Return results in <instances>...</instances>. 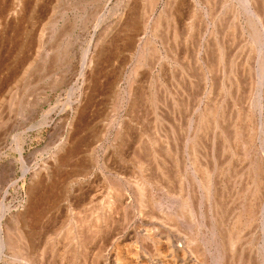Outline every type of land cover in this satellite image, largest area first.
I'll use <instances>...</instances> for the list:
<instances>
[{
    "label": "bare ground",
    "instance_id": "obj_1",
    "mask_svg": "<svg viewBox=\"0 0 264 264\" xmlns=\"http://www.w3.org/2000/svg\"><path fill=\"white\" fill-rule=\"evenodd\" d=\"M65 1L0 0V31L27 14V24L22 29L26 41L21 50L27 65L25 69L22 67L23 74L18 78L24 84L31 71L39 73L47 69L41 68V58L47 63L51 57L45 50L44 31L56 27L52 26ZM91 1L71 3L82 11V30L89 23ZM160 1L161 9L156 13ZM120 4L123 11L98 36H93L82 55L77 72L81 84L70 89L78 91L76 99L58 102L45 112L44 117H48L61 106L60 112L70 110L68 131L49 159L31 168L25 153L27 136H13L11 147L16 155L7 163L13 169L12 174L19 169L21 175L6 182L0 197V264H264V0H122ZM215 4L220 6L216 15ZM44 17L47 20L43 21ZM123 22L129 35L124 34L121 43H114V54L127 48L129 55L135 47L136 41L131 43L134 38L148 31L150 36L137 44V58L126 77V89L120 82L123 60L108 63L104 81L97 82L98 90L103 92L101 101L105 104L106 100V105L110 102L113 109L125 97L124 107L129 114L126 112L127 121L123 117L125 120L120 119L114 126L117 128L112 151L105 149L98 170L102 176L98 178L93 171L98 165L93 152L102 130L95 132L93 143L86 144L89 161L84 160L82 149L69 150L67 144L85 96L84 86L87 81L95 82L94 74L102 72L99 67L110 61L106 45ZM182 22L184 27L187 25L184 33V29L180 31ZM163 28L171 40L166 33L168 40H165ZM238 37L239 54L243 55L241 73L233 72L234 66L232 70ZM64 50L63 59L70 54L68 48ZM71 75L65 74L57 84L69 83ZM164 75L168 76L167 84L162 79ZM218 81L223 98L217 96ZM162 89L167 98L158 102L156 94ZM242 95L246 96L245 108L237 102ZM146 105L152 107L155 115L159 141L145 138L140 130L138 133L134 129L137 139L131 133L133 112ZM101 116L105 124L108 113ZM47 120L37 127L46 126ZM228 122L234 130L232 148L240 149L238 152L234 149L232 155L238 156V165L245 167L247 178L245 188H241L245 176H235L234 182L237 186L239 183L236 190L234 187L229 190V182L221 178L223 172L220 176L213 168L216 166H209L210 157L204 144L205 140L210 142L211 160L218 139L223 141L222 150L228 151L231 148L225 129ZM91 125L89 122L87 128ZM4 142L0 141V146ZM126 143L132 145L129 148L134 145L133 148L139 149L146 144L148 159L160 178L148 174L151 170L148 160L149 168L138 164L141 176L136 180L110 171L111 161L128 162L124 153ZM76 168L78 171H73ZM217 172H221L220 168ZM28 174L27 197L12 207L5 200L20 180L25 183Z\"/></svg>",
    "mask_w": 264,
    "mask_h": 264
},
{
    "label": "rangeland",
    "instance_id": "obj_2",
    "mask_svg": "<svg viewBox=\"0 0 264 264\" xmlns=\"http://www.w3.org/2000/svg\"><path fill=\"white\" fill-rule=\"evenodd\" d=\"M68 1H70V2H68ZM121 1L122 0H92L91 6H90L89 23H88L87 29H85V30H82V28H81V21H80V14L82 13L81 9L78 6L71 4L72 0H66L65 3H62V6L60 8L61 11L58 14L59 16L57 15L56 20H55L56 23H54L52 26V27H54V26H56V27H54L53 29L51 27L46 28L44 31V36H43V42L45 43V50H46V52H49V56H51L53 59L51 57H49L50 62L48 61L47 63H45L44 60L41 58V60L43 61L41 63V68H47V69H42L39 71V73L31 71L29 74L30 76L25 81V84H24V81L22 82V81L18 80V78L22 76L21 74H23L24 70L22 67H24V69H25V67L27 65L23 60V51H21L23 48L22 45H24V43L26 41V36H25V33L23 32L22 29L24 28L25 24H27L26 23L27 22L26 21L27 14L25 16H23L19 20V22H13L12 21L11 22L12 24L10 23V25L5 30L0 31V141H5L0 146V197L3 194V188H4V185L6 184V182L8 183L10 181V179L19 178L21 175V172L19 169H17V172L15 174H12L13 169L7 163V160H9V158L16 155V152L11 147L14 135L25 134V136H27L26 142H25V148H26L25 153L28 155V163L27 164L31 168H33L34 165L36 166L37 163L40 164L41 162H44L45 160L49 159V156L56 149V146L58 147V145L61 143V141L65 138L64 136L66 135V133L68 131L67 122L69 121L70 110L60 112V109L62 107L61 106L60 108H57L56 110L49 113L48 117H46V116L44 117L45 112L47 111V109H49L50 106H52L58 102L64 103V101L66 102L67 99H71V100L76 99V97L78 96V91H76V90L72 91L70 89H71V86L75 87L78 84H81V79L77 78L78 77L77 72L80 69V63H81L82 55H83L84 51L89 47L90 41L93 38V36H96V35L98 36V33L100 34V32H102V30L105 28V26L108 25L109 23L113 22V20L116 19L117 16H119L120 12L123 11V6H122V4H120ZM161 5H162V1H160L159 4L157 5L156 13H158L160 11ZM214 6L215 7L213 9H215V10H213V13H214V15H216L219 12L220 6H218L216 4ZM63 9H65V10H63ZM62 11L65 13H62ZM64 17L67 20H65ZM47 18L48 17H46V18L44 17L43 21L47 20ZM187 18L188 17H186V19ZM186 19H185V21H186ZM188 19H187V21H189ZM71 21L75 22V23H72ZM124 22L118 28V29H120L119 32H121V33H119L118 30L116 29L114 31L115 33H113L111 36V38L113 37L111 39L112 41L109 40L110 43L108 42L106 45V50L110 53L109 54L107 52L110 56V61H106V63H103L101 65L104 68H102L101 66L99 67V70L103 69V71L98 73V74L97 73L94 74V77H96L95 82L90 83V81H87L85 86H84L85 89H84L83 95H85V96H83V98H82L83 102L81 104H79V106L81 108L78 111L77 118L75 119L76 124L74 126V129L72 131H70L71 134L69 133V139L72 141L68 140L67 149L70 150L71 147L77 148L78 151H80L82 149L83 152H81V154L84 156V160L89 161L90 152H88V150L85 151L86 147H87L86 144L93 143L94 137H95V132H99L100 130H102L103 135H101V136H99V138H97V140L98 139L99 140H98V142L97 141L95 142V144H96V150L95 151L96 152L95 151L93 152L94 157L96 156L93 160L95 161V159H98V165L102 164L101 162H103L102 159L104 156L105 149H107L106 152L109 151V153L112 151L111 145L114 144V141H113L114 136L113 135L116 133L115 131L117 128V127L115 128L114 126H117L118 121L120 119H124V118L126 119L127 115L129 116V114H128L127 109L124 107L125 101H126V100H124L125 99L124 95H123V97H124L123 101L124 102L123 101L118 102L119 104H117L113 108L115 110V111H113V109H110L111 108L110 102L107 105H106V100H105V104H104V102H102L103 101L102 100L103 92L101 90H98L97 86L99 87V84L102 81H104V79H105V75L103 76V74L105 73V71L108 70V68H106L108 63L112 64V62L116 63L118 60H123L124 65H123V70L121 72L122 76H121L120 82H121L122 87H124L126 89V86H127V83H126L127 78L126 77L130 73V71L132 70L133 65L135 64L134 62H136L135 58H137V53H138L137 44H138V46L141 45L143 40L146 39L145 37L150 36V33L148 31L147 34L141 33L138 37L136 36L137 39L139 38L138 40L136 38H134L135 40L133 39L131 41V43L136 41L135 47H133L131 53H129V55L132 54L131 56L128 55L129 50H127V48L120 51L117 55H116V53L114 54L113 52H115V51H112V50L115 49V46H116L115 44L121 43L120 39H122L126 35L127 36L129 35V32H127L125 30ZM196 23H198V22H196ZM184 24L185 23L182 22L180 25L182 27V29H180V31L182 32V30L184 29L182 33L187 31L186 30L187 25L184 27ZM62 25H64V26H62ZM165 26H166V24L164 23L163 27H165ZM56 29H57V32L54 33L56 31ZM59 29H61V30H59ZM122 30H124V32ZM164 30L165 29L163 28L161 32H162V35H164L163 37L165 38V40H168V39H166L168 37L167 35H169V40H171L170 34H167L166 31L164 32ZM38 31H39V29H38ZM236 32H239V30L236 29ZM165 33L167 35H165ZM124 34H126V35H124ZM121 35H123V36H121ZM49 37H51V38H49ZM140 39H142V40H140ZM33 40L36 41L35 35L33 37ZM236 40L237 41L235 43L234 53H236L235 55L237 57L234 56V58H233L234 62H232V70L236 68V70H234L233 72L238 71L237 73H241L242 63H243V57H242L243 55L240 56V54H239V53H241L240 47H239L241 41H240L239 37ZM53 43H54V46H51V45H53ZM20 46H22V47H20ZM112 46H114V48H112ZM19 48H21V49H19ZM49 48H51V49H49ZM66 48H68V51L70 52V54H69V56L68 55L65 56L66 59L65 58L64 59L66 62H62V61H64V59L62 57H64V51H65L64 49H66ZM27 49H26L25 53H28ZM53 52H54V54H53ZM43 54L45 55L44 51L41 54L42 57H43ZM109 56H108V58H109ZM54 57L59 59L58 62H57V59H54ZM61 58L63 60H61ZM237 62H239V63L237 64ZM111 64H109V65L111 66ZM65 70H67V71H65ZM142 71L145 72L144 69ZM71 73H72V75H71ZM65 74L71 75V80L69 81V83L57 84L58 82L61 81L60 79H62V77H64ZM219 76H218V78H219ZM241 76H242V74H241ZM88 78H89V76H88ZM124 78H125V80H124ZM162 79H163V81H165L166 84L168 83L167 82L168 81L167 75H164ZM72 80H73V82H72ZM16 82H17V84H16ZM26 82H27V84H26ZM97 82H100V83H97ZM28 83L30 86L28 85ZM96 83H97V85H96ZM217 83L219 84V85L217 84L218 85L217 87L219 88V89L218 88L217 89L219 91L220 90V81H218ZM147 84L148 83H146L145 87H148ZM25 85H27V87H24ZM90 87H92V88L90 89ZM218 91H217V94L219 92H220V94H218L217 96L220 97V95H222V98H223L222 91L221 90L219 92ZM157 92L158 93L156 94L157 95L156 97H157V100H159L158 102L165 101L164 98L165 99L167 98V96H166L167 94L165 93V91L162 89V90H158ZM146 94L149 96L148 91L146 92ZM164 96H166V97H164ZM242 96L243 97H239L240 100H238L239 98L237 99L238 100L237 102L239 105H241L242 108H245L246 100H244V99H246L245 98L246 96H244V95H242ZM48 97H50V98L48 99ZM45 98H47V99L45 100ZM19 102L22 103L23 106H22V104H18ZM97 102H99V103H97ZM96 103H97V106L99 105L100 107L97 108L95 105ZM37 104L39 106L38 109H36L35 107L33 108V106L37 105ZM76 104L77 103H75L73 106L76 107ZM18 105H19V107H18ZM66 106H67V104H66ZM146 107H148V108H146ZM118 108H120V109H118ZM142 108H144V109H142ZM142 108L141 107L139 108L140 111H139V109H135V111L133 112L135 115H134V117H131V119L134 121V123H133L134 128H131V131L133 130L131 133L134 132L133 137L135 139H137L138 133H139L138 130H140L141 132H143L145 134V138L149 137L150 139H152V137H153L154 139L156 138L157 141H159V138H157V137H159V133H156V132H159V130L158 131L156 130V128L158 129V127H156L157 121L155 120V115L152 112V107L150 106V108H151L150 109L149 105L148 106L146 105L144 107L142 106ZM246 108H247V106H246ZM35 109H36V111H35ZM93 112H95V113H93ZM126 112H127V115H126ZM102 113H108L107 119L105 120L106 121L105 124H103L104 121L102 122L100 120L102 117L101 116ZM133 113H132V116H133ZM234 113H235V111L232 112L233 117H235V115H236V113L235 114ZM92 114H94V115L92 116ZM164 114H165V112H164ZM163 116H165V115H163ZM46 118L48 119L47 120L48 124L46 126L38 128L37 126L40 125L42 122H44V119H46ZM165 118H166V116H165ZM135 120L138 121V122L136 121L137 126L135 125L136 124ZM88 121L91 124H93V125H91V128H87V125L89 124ZM126 121H127V119H126ZM229 121L231 123V120H229ZM230 125L228 122V124H227L228 127L226 126L225 129L227 131L226 132L227 140L229 138L228 142H230V144H231L230 147L232 148V147H235V142L233 140L234 139V136H233L234 130L232 131L233 128H232V125L231 126ZM30 126H34V128L31 129ZM138 127H139V129H138ZM85 128H87L88 130L90 129V130L89 131L85 130ZM134 129L138 133L136 131H134ZM92 130H93V132H92ZM108 131L110 133H107ZM89 132H90V134H89ZM104 133H107V134L104 135ZM91 135H92V137H91ZM136 135H137V137H136ZM80 138L81 139L84 138V139H82L81 141H77V140H80ZM134 138L132 140H134ZM125 139H127V138H125ZM87 140H89L90 142ZM127 140H125V142H128ZM218 140L220 141L221 139H218ZM219 141H217L218 143L216 144V149H215V153H214L215 155H214V158L212 160H211V156L209 155L210 142L208 143L207 140L204 141V144L208 149V157H210L208 160L209 166L210 167H212V166L217 167L218 166L217 168L213 167L214 170H217V171L220 168L221 172L219 173L216 171V174L221 176V173L223 172L222 173L223 176H221V178L222 179L226 178L225 182H227V183L229 182L228 183V185L230 187L229 190L233 189V187L235 188L234 190H236V187L239 186V183L237 186V184L234 182L237 175L245 176V178L242 177L243 178L242 184H240L241 188H245L246 179H247L246 174H244L245 167L243 169L242 166H239L240 165L239 161L237 162L238 156H236V155L233 156L234 154L232 155L235 148H232V149L230 148L232 151L230 149H228V151H227V149L223 151L222 150L223 141L222 140H221V142H219ZM77 142H80V143H78V145H79V147L81 146L82 148L81 147L79 148L76 146ZM205 142H207L208 144ZM108 144H110L109 146H111V147H109ZM129 144L126 143L124 145V153L127 154V156L125 154L124 155H125V157H127L128 162L117 163V162L111 161L110 165H109V166H111L110 171H112V172L115 171L114 173H117L119 176H123L124 178L132 181V179L136 180V177L138 179L141 176L139 165L140 164H146V166L148 167L149 166L148 163L150 162L149 164H151L152 167H151V165H150V168L148 167L149 169H151V170H149L148 174H150L154 178H160L161 175L156 170L155 166H153L154 164L152 163V161H150L148 159L149 156L147 155L146 144H144L143 145L144 147L142 146L140 149L137 147L133 148L134 145H133V147L129 148V146H132ZM145 147H146V150H145ZM138 150H141L142 152H140V151L138 152ZM143 151H145V152H143ZM221 151L223 152V154L221 153ZM226 151L229 153V155H228V153H226ZM236 151L238 152V151H240V149L239 150L237 149ZM239 155H242V154H239ZM85 157H86V159H85ZM142 161H144V163H142ZM229 163L231 165H229ZM98 165H96L97 167H95L93 171L97 172L95 174H97L98 178H101V176H102L101 172H98V170H100L102 165H99V166ZM73 171L77 172L78 170L76 168V170H73ZM107 171L109 172V170H107ZM218 175H217V177H219ZM111 177H114V175H111ZM29 180H30V174L27 175L25 183H23L20 180L15 187H12L11 188L12 195L8 196L6 198V200H5L6 203L10 204L12 207H15L16 205H20L23 202V200L27 197V189H28ZM23 184H24V187H21ZM0 214H1V209H0Z\"/></svg>",
    "mask_w": 264,
    "mask_h": 264
}]
</instances>
